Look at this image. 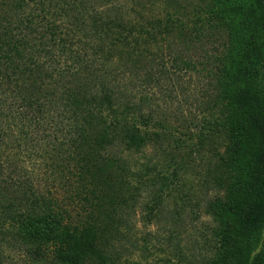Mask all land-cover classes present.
<instances>
[{
    "label": "trees",
    "instance_id": "16d2710c",
    "mask_svg": "<svg viewBox=\"0 0 264 264\" xmlns=\"http://www.w3.org/2000/svg\"><path fill=\"white\" fill-rule=\"evenodd\" d=\"M186 9L14 0L0 17V143L14 133L28 167L0 166V243L16 264H157L158 247L136 237L130 218L147 193L151 226L196 167L219 194L205 208L212 254L200 264H264V0L212 5L244 16L234 21L240 47H210L200 10L184 34ZM181 72L208 79L210 91L196 94L178 137L147 89ZM151 149L159 163L130 160ZM173 246L179 264H199Z\"/></svg>",
    "mask_w": 264,
    "mask_h": 264
},
{
    "label": "rangeland",
    "instance_id": "374dc122",
    "mask_svg": "<svg viewBox=\"0 0 264 264\" xmlns=\"http://www.w3.org/2000/svg\"><path fill=\"white\" fill-rule=\"evenodd\" d=\"M12 1L14 0H0V17L11 9ZM173 1H183L187 7L181 17L184 34L189 33L193 25L194 16L200 10L199 22L207 25L208 21H210L211 26L206 31L213 32L207 34L215 33L211 36L212 41L210 43L212 45L210 47H240L238 42L240 39L242 40V31L241 29L238 30L235 25L236 22L238 24L243 22L244 16L242 14L238 13L235 18H225L224 16L211 13L210 9H212V5L216 0ZM234 1L243 5H249L251 2V0ZM205 35L206 32H202V36L204 37ZM180 75L183 78L180 82L165 80L160 86L150 85L147 89L148 92L146 91L149 97L152 98L154 106L160 108V112L163 114L167 113L168 116L170 115L169 123L177 129L173 130V136L178 137H182L181 131L183 130L182 126H180L182 123L180 120L190 115L196 94L199 92V98L202 99V97H206L205 93L208 90L210 91L208 79L200 80L196 76V80H191L183 72ZM172 77H175V74ZM47 82L48 87L52 85L49 81ZM196 142L197 140H195ZM178 152L186 157V162L189 164L190 159L186 155L189 150L182 148L176 154ZM24 155L17 145L14 133H10L4 143H0V166L4 169H8L10 166L14 167L17 163L19 169H28ZM144 156L136 155L130 157V160L143 165L150 161H152L150 164L159 163L155 157L154 149L148 150ZM193 157H196V154ZM48 162L49 165L53 164L52 160ZM200 163L201 159L198 158L196 166ZM178 183L180 187L172 196L166 198L162 216L153 220L151 226H148L146 221L148 213L146 207L152 204L151 198L147 193L143 194L139 199V206L134 217L130 218V223L133 225L138 239L143 240V238L149 237L152 245L158 247L153 250L154 256L152 257L157 264H179L178 259L175 257L176 253L173 252V249H176L177 246L169 249L168 247L171 244L180 245L187 257L198 260L200 264L212 254L210 243L212 240L211 229L214 228V223L213 219L205 214V208L208 202L219 196V194L209 190V186L205 184L201 168L198 169L196 167L188 170L181 176V180ZM5 248L7 252H4L3 249ZM12 251L11 248L0 243V255L4 258L3 264H16L14 260H18L19 255ZM136 258L139 259V255ZM22 262L19 263L22 264Z\"/></svg>",
    "mask_w": 264,
    "mask_h": 264
}]
</instances>
